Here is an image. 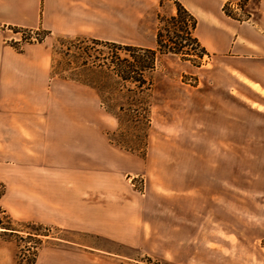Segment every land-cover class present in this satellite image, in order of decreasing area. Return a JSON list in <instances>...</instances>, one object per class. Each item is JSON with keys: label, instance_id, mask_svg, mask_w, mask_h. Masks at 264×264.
<instances>
[{"label": "crops", "instance_id": "1", "mask_svg": "<svg viewBox=\"0 0 264 264\" xmlns=\"http://www.w3.org/2000/svg\"><path fill=\"white\" fill-rule=\"evenodd\" d=\"M178 1L215 59L195 106L216 135L201 141L233 154L194 152L192 136L155 138L144 157L123 151L97 121L96 90L51 76V36L155 47L160 0H0V207L82 238H54L34 264H128L127 248L176 264H264V170L241 168L235 151L264 145V0H247L249 21L225 14L231 0ZM11 27L46 34L16 47Z\"/></svg>", "mask_w": 264, "mask_h": 264}, {"label": "rangeland", "instance_id": "2", "mask_svg": "<svg viewBox=\"0 0 264 264\" xmlns=\"http://www.w3.org/2000/svg\"><path fill=\"white\" fill-rule=\"evenodd\" d=\"M231 1L239 2V9L230 7L228 1L223 7L225 14L240 21H249L252 10L247 0ZM161 2L163 3L158 7L157 13L168 16L173 1L161 0ZM158 26H164V22H160L156 15L154 28L157 30ZM7 32L12 36L8 42L16 47L19 42L37 41L35 38H43L45 35L41 30L29 32L15 27H11ZM50 39L51 76L57 80H67L71 84H86L81 86L83 88L96 90L94 86H98V89L102 91V97L97 96L96 98L97 121L106 138L111 136L127 143L126 145L142 149H139L140 152L129 151L109 141L115 147L144 157L148 150L155 151L152 149L160 147L153 145L155 138L192 136L198 140V143L192 145L194 152L214 155L218 152L233 154L232 146L208 145L201 141L206 135H216L203 128V114L198 106H195L201 90L211 87L207 83V78L211 81L210 74L214 71L212 64L215 59L212 60L210 53L203 54L201 57L171 53L158 54L154 69L147 74L153 83L149 93L151 95L145 93L139 95V98L125 91L126 85L120 87L119 81L111 74L108 64L112 53L107 46L94 44L88 38L77 41V38L51 36ZM127 54L123 50H118V56L126 57ZM135 100L144 101L142 107L149 105V108L143 110L134 106L133 103L129 105ZM101 101L108 110H111V113L105 110ZM137 115L139 117L134 118ZM246 132L248 135L249 130L242 129V134ZM143 136H146L145 144H142ZM237 148L235 151L239 150L241 168H254L259 172L264 170V145L242 144ZM257 179L259 180L258 191H260L264 185L261 181L263 176H258ZM132 181L138 188H143V176H134ZM2 191L3 186L0 184V194ZM258 195L261 196L260 193ZM0 221L3 226L0 227V252L3 254L14 250V264H34L38 248L42 245L56 244L58 242L54 239L56 237L82 239L76 234L55 228L14 220L1 207ZM259 243L264 244V238ZM124 252L128 254V258H123L128 264H176L156 256L143 254L138 250L127 248ZM261 258L264 261V256ZM207 262L208 259L205 256L193 258V264H208Z\"/></svg>", "mask_w": 264, "mask_h": 264}, {"label": "trees", "instance_id": "3", "mask_svg": "<svg viewBox=\"0 0 264 264\" xmlns=\"http://www.w3.org/2000/svg\"><path fill=\"white\" fill-rule=\"evenodd\" d=\"M172 1L175 6L174 14L164 16L160 13H157V19L160 22H164V26L157 27L156 45L153 48L137 47L113 41L88 38L92 43L107 46L111 50L112 56L110 58V63L108 64L111 74L119 81V83L121 84L120 87L126 85L127 88H125V91L136 97L140 98L139 95L145 93H148L147 95L149 96L151 95L149 93L152 90L153 83L151 78L147 74L154 69L158 54L171 53L183 56L197 55L198 57H201L203 54H208L206 49L200 44L199 40L194 35V29L197 22L196 18L189 12L188 9H186V7L180 1ZM15 28L19 29V27ZM20 30L33 32L39 31L41 29L33 30L20 28ZM43 33L46 34L45 31H43ZM35 39L37 41H40L42 38ZM83 39L85 38H77V41ZM118 50L125 51L126 53H128L127 56H118ZM94 88H96L97 94L101 98L102 91L98 89V86H94ZM101 103L103 104V101H101ZM131 103H133L134 106L142 108L143 110L149 108V105H145V107H142V105L144 104V101L142 102V100H135L133 102H130L129 105H132ZM104 108L108 113H111V110H108L107 106L104 105ZM137 117L139 116L137 115L134 118ZM108 140L111 143L124 148L125 150L140 152L139 149L141 147L136 149L135 147L126 145L127 143H124L121 140H117L111 136H108ZM145 143L146 136H143L142 144ZM0 227H3L1 226V221Z\"/></svg>", "mask_w": 264, "mask_h": 264}, {"label": "built area", "instance_id": "4", "mask_svg": "<svg viewBox=\"0 0 264 264\" xmlns=\"http://www.w3.org/2000/svg\"><path fill=\"white\" fill-rule=\"evenodd\" d=\"M228 5H229L230 7L235 8V9H239V8H238V7H239V2H237V1H229V2H228Z\"/></svg>", "mask_w": 264, "mask_h": 264}]
</instances>
